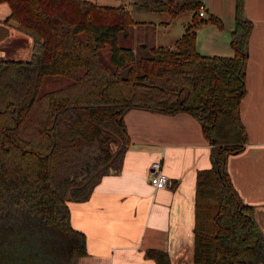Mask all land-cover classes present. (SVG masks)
<instances>
[{
  "label": "trees",
  "instance_id": "trees-1",
  "mask_svg": "<svg viewBox=\"0 0 264 264\" xmlns=\"http://www.w3.org/2000/svg\"><path fill=\"white\" fill-rule=\"evenodd\" d=\"M131 9L184 11L191 22L172 45L136 57L120 45L135 19L129 6L92 0H0V41L9 20L31 38L26 59H0V264H78L85 233L73 227L68 202L88 199L100 178L118 172L130 135L131 108L188 112L209 142L211 165L196 172L193 258L187 264H264V213L234 187L227 158L244 148L240 101L252 22L235 0L232 55L196 46L200 0H128ZM108 46L110 63L101 59ZM61 85L44 88L47 79ZM145 254L172 263L160 249ZM184 264V263H183Z\"/></svg>",
  "mask_w": 264,
  "mask_h": 264
},
{
  "label": "crops",
  "instance_id": "crops-1",
  "mask_svg": "<svg viewBox=\"0 0 264 264\" xmlns=\"http://www.w3.org/2000/svg\"><path fill=\"white\" fill-rule=\"evenodd\" d=\"M200 1L205 13L219 19L210 23L221 38L199 42L204 29L196 28L197 49L208 52L218 48L216 42L225 39L226 31L224 44L230 50L225 46L223 50L232 55L235 0ZM4 4L6 11L0 3L1 19L9 13ZM244 8L252 22L245 63L246 93L239 106L247 142L241 151L228 155L227 169L242 200L264 213V0H245ZM9 22V36L20 40L15 21ZM29 40V50L22 51V56L30 55ZM3 41L10 37L0 43ZM20 49L19 44L10 48L13 54ZM124 121L130 143L121 169L103 175L85 201L68 202L71 224L86 236L87 253L78 264H156L145 254L147 249L166 251L172 263H191L196 172L211 165V146L201 124L188 112L166 114L143 108L129 109ZM156 159L167 176V185L161 188L149 180L150 164Z\"/></svg>",
  "mask_w": 264,
  "mask_h": 264
},
{
  "label": "rangeland",
  "instance_id": "rangeland-1",
  "mask_svg": "<svg viewBox=\"0 0 264 264\" xmlns=\"http://www.w3.org/2000/svg\"><path fill=\"white\" fill-rule=\"evenodd\" d=\"M98 4L103 5H117L120 3H125L129 6L131 10V14L133 18L135 19L134 25H132L128 31V33H123V37L120 39V45L130 47L133 49L136 57H139L141 55L148 54V46L153 44H163V45H172L173 40L178 37V35L181 33V30L185 28V25L189 22H191V12L190 11H184L177 15V17L173 20H171L168 25H165L163 22L168 19L167 14L165 13H158L154 11H145V10H134L131 9V5L128 2V0H92ZM3 6H5V11L7 10V6L4 3ZM3 11L2 8H0V19L4 16L2 15ZM209 14L207 12L204 16L200 17V19H208ZM12 21V20H11ZM204 29L203 34L198 35V40H203L204 42L207 41H213L217 38H221L220 33L218 32L217 28L213 26L210 21H207L205 23L200 22L197 26V29ZM19 39H15L14 36H8L10 37V41H3L0 43V59L1 58H9L12 55H17L19 58H28L29 56H22V51L29 50V36L19 31ZM227 32L225 31V39L227 37ZM200 38V39H199ZM225 39H220L218 42V48L214 50H208V52H203L201 50V47H199V51L203 54L207 55H229L225 54L223 50V46H225L224 42ZM19 44L20 53L13 54L10 50V48L16 46ZM227 46V45H226ZM227 50H230L228 47H226ZM203 49V48H202ZM224 53V54H223ZM101 59L104 63L109 64L110 63V50L108 46H105L102 48L101 51ZM65 81V78H62L60 80H52L47 79L43 83L44 88H50L55 87L58 85H61L62 82ZM264 217V216H263ZM74 227V226H73ZM264 228V226H263Z\"/></svg>",
  "mask_w": 264,
  "mask_h": 264
},
{
  "label": "built area",
  "instance_id": "built-area-1",
  "mask_svg": "<svg viewBox=\"0 0 264 264\" xmlns=\"http://www.w3.org/2000/svg\"><path fill=\"white\" fill-rule=\"evenodd\" d=\"M198 14L200 17L205 15V8L204 5H200V9L198 11ZM150 176L149 180L150 183L156 187V188H161L167 185V176L166 174L162 171V164L161 161L156 159L153 160L150 164Z\"/></svg>",
  "mask_w": 264,
  "mask_h": 264
}]
</instances>
